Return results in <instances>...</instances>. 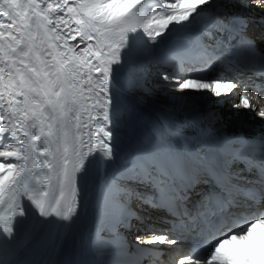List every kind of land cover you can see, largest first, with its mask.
<instances>
[{"label":"snow or ice","instance_id":"6c2138e0","mask_svg":"<svg viewBox=\"0 0 264 264\" xmlns=\"http://www.w3.org/2000/svg\"><path fill=\"white\" fill-rule=\"evenodd\" d=\"M146 2L151 5L148 10ZM249 3L264 12V0ZM231 4L233 0H0V236L9 242H0V264H10V242L30 214L40 218V223L61 221L66 228L76 223L85 199L83 173L93 158L99 160L104 193L94 216L99 231L120 222L110 224L104 208L107 198L119 191L121 177L151 185L159 193V206L164 207H186L200 170L215 185L224 184L234 175L228 172L233 161L255 169L264 187V141L259 142L255 159L227 152L223 168L199 158L190 174L161 146L138 152L130 162L132 167L125 165L115 178L104 175L105 165L114 163L117 155L113 66L123 63L130 37L142 33L146 43L139 55L150 57V45L170 25L184 24L203 10L212 17L216 32L228 33L222 42L227 55H220L229 68L233 64L243 67L232 41L247 28V21L237 15L225 22L209 8L222 10ZM239 44L261 58L259 71L256 67L247 70L264 76V52L243 38ZM174 56L169 53L158 62L168 63ZM160 79L179 93L204 92L217 99L238 95L232 108L264 121V89H240L238 81L202 75L181 78L165 72ZM204 198L211 202L215 195L203 192L200 199ZM262 199L264 191L247 190L251 214L242 225L211 227L195 238L187 252L180 247L186 238L172 231L137 236V244L168 246L171 264H264V211L252 207ZM151 206H157L156 200ZM231 207L232 202L227 207L221 202L218 214L230 212Z\"/></svg>","mask_w":264,"mask_h":264},{"label":"bare ground","instance_id":"6f19581e","mask_svg":"<svg viewBox=\"0 0 264 264\" xmlns=\"http://www.w3.org/2000/svg\"><path fill=\"white\" fill-rule=\"evenodd\" d=\"M150 6L146 2L145 10ZM209 8L225 22H229L233 16H242L247 21L246 29L253 34L258 30L259 25L261 29L255 33L264 39V26L261 25L264 24V12L253 8L249 0H233V4L222 10H217L213 6ZM214 31L212 17L204 15L201 10L198 16H194L184 24L170 25L166 32L150 45V57L139 55L146 43V37L142 33L130 37V49L122 53L123 63L113 66L111 91L113 112L116 116L113 142L117 155L114 163H108L106 177L115 178L125 165L131 168L130 162L135 159L137 151L151 135L155 141L175 144L185 153L186 148L182 143L183 134L196 123H204L211 130L242 143L264 140V121L255 117L254 113L232 108V103L238 99V95L230 99H217L204 92L179 93L174 87L166 86L160 79L165 72L169 75H180L181 78L188 75H202L238 81L240 89L245 86L250 89L249 86L253 84L252 76L240 74L229 68L214 53L205 49L206 43H217L219 35ZM208 33H211V37ZM169 53H174L176 56L168 63L158 62L159 57ZM240 89H237V93ZM240 153L253 159L259 155L245 153L242 146ZM188 163L192 173L198 164V158L188 157ZM228 172L234 175L224 184L219 185L238 188L242 192L249 189L256 190L261 186L256 170L246 169L244 163L233 161ZM196 176L200 188H206L213 179L203 170L197 172ZM102 183L99 178V160L93 158L83 173L82 188L84 194L86 187L92 191L90 197L96 192L97 199L95 206L87 203L82 207L81 224L78 226L81 231H78L79 234L71 242L72 250H68V243L74 225L66 228L63 226L64 222L54 220L51 223H40V218L30 214L10 242L13 253L10 264H81L76 258L85 259V255H89V252L95 253L102 242L108 240L98 236L100 239L91 246L88 244L89 237L83 225L87 219L86 212L95 214L98 210L104 196ZM117 183L119 191L113 197L127 201L136 198L133 189L138 184L124 177H121ZM122 210L123 207L119 203L111 204L107 201L104 208L106 219L116 218ZM111 211L113 213H110ZM96 227L97 225L94 228ZM0 242L5 245L9 243L8 238L2 236ZM85 248H89L90 251H86Z\"/></svg>","mask_w":264,"mask_h":264},{"label":"rangeland","instance_id":"374dc122","mask_svg":"<svg viewBox=\"0 0 264 264\" xmlns=\"http://www.w3.org/2000/svg\"><path fill=\"white\" fill-rule=\"evenodd\" d=\"M119 76V74L117 73V77ZM108 163L105 165V168H104V175L106 174L107 170H108Z\"/></svg>","mask_w":264,"mask_h":264}]
</instances>
